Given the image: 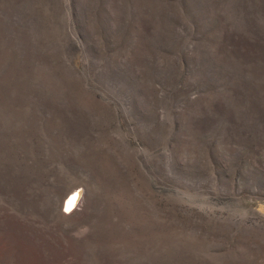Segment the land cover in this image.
Returning a JSON list of instances; mask_svg holds the SVG:
<instances>
[{
    "label": "rangeland",
    "instance_id": "obj_1",
    "mask_svg": "<svg viewBox=\"0 0 264 264\" xmlns=\"http://www.w3.org/2000/svg\"><path fill=\"white\" fill-rule=\"evenodd\" d=\"M0 264H264V0H0Z\"/></svg>",
    "mask_w": 264,
    "mask_h": 264
},
{
    "label": "bare ground",
    "instance_id": "obj_2",
    "mask_svg": "<svg viewBox=\"0 0 264 264\" xmlns=\"http://www.w3.org/2000/svg\"><path fill=\"white\" fill-rule=\"evenodd\" d=\"M80 197H81V192L79 190L74 191L72 194H70V196L66 198V202H65L66 209L71 210L72 208H74L78 203Z\"/></svg>",
    "mask_w": 264,
    "mask_h": 264
}]
</instances>
